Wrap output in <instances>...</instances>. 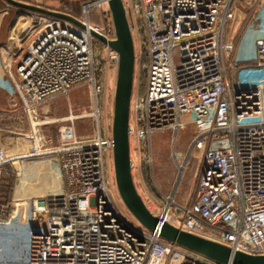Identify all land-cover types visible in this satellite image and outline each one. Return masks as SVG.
<instances>
[{"label": "built area", "instance_id": "1", "mask_svg": "<svg viewBox=\"0 0 264 264\" xmlns=\"http://www.w3.org/2000/svg\"><path fill=\"white\" fill-rule=\"evenodd\" d=\"M120 1L134 51L128 133L132 180L136 170L143 185L141 165L145 159L149 163L148 144L157 133L175 136L191 127L188 155L199 154L189 202L168 196L153 208L142 200L144 205L179 231L232 252L264 256V82L235 81V41L225 33L239 5L247 19L261 0ZM94 8L97 24L89 21ZM84 14L73 16L84 28L52 17L39 21L16 62L4 55V69L32 126L28 153L53 152L64 182L59 194L27 199L30 228L22 264H220L163 240L127 210L114 179L112 117L100 119L95 107L90 114L95 132L79 137L72 131L77 117L70 115L56 146L42 134L38 108L53 97L82 85L104 104L113 97L118 54L108 46L116 37L106 0L86 4ZM240 68L264 73V37L255 41L252 64ZM4 160L0 151V163Z\"/></svg>", "mask_w": 264, "mask_h": 264}, {"label": "rangeland", "instance_id": "2", "mask_svg": "<svg viewBox=\"0 0 264 264\" xmlns=\"http://www.w3.org/2000/svg\"><path fill=\"white\" fill-rule=\"evenodd\" d=\"M18 1L39 5L55 11L69 12L76 18H84V6L86 4L93 3V1L95 0ZM94 11L97 18V9L94 8ZM45 19H47V16L9 6L4 0H0V53L11 58L13 57L16 62L25 51V46L30 40L28 38L30 35L29 33H31V31L35 33L34 29H36L35 27L37 26L39 21L41 23ZM96 22H99L98 18ZM237 36L238 37L236 38L238 41L245 39L247 43L246 47H248L252 51L254 40L256 38L264 37V0H261L259 2V4L252 12L251 16L246 19L244 29L242 31H238ZM94 44V48H97V50H99V46L97 45V43ZM243 53L244 55L247 54L246 51H243ZM233 61L238 68L234 76V79L237 83L254 84L258 82H264V73L260 74L258 72L242 70L240 68L243 66L251 65L253 60L248 59L243 62H239L234 52ZM113 81L114 78L113 75H111L109 79L110 86L113 85ZM74 91H80V96H59L65 102L68 101L71 104V108L65 110V115H62L61 109L53 104L58 96H55L56 98L53 97L52 99L46 101L38 108L39 120L42 124L41 132L47 139L51 140L53 139L54 134H58L60 128L67 123V118L70 115L77 117V119L74 121V125L76 126V131L79 136H89L93 134L94 127L90 114L94 109L88 96V88L86 85H82L79 88L77 87V89ZM108 108L104 113H108ZM192 133V128L187 127L179 133L178 137L175 138L176 140L174 141H172V136L169 134L162 135V133H157L153 135L151 142L152 153L154 156H158V161H163L164 163L166 162L171 167V171L169 176L170 180H168L166 184L160 185L159 181L157 182V180H155V183L157 184V191L161 195L160 197L158 196L159 194L156 195L155 192H152L150 185L144 184L143 180L142 185L138 172H136V170L134 171L133 181L137 188V192L149 208L154 207V202H156L158 205L161 204L164 197H168L171 193L175 192L177 186L181 182L180 179L185 165L187 166L185 168V175L182 180H184L185 182L188 181L187 183H190V192L192 191L191 194H193L196 182L195 171L199 159V154L192 155L191 157H189L188 155ZM132 153H136V150L133 147ZM171 153H177L176 161L172 160ZM187 159L188 164L186 162ZM34 162L37 164V166L35 163H29V165H26L24 167L18 162L16 165V169L20 177L23 173H30L32 176H28L30 181L32 183H36V187L40 188V183L47 179L46 173L48 172L49 175H53L52 171L54 169V171H56V169L59 170V164L57 161V156H50L49 158L43 157L42 159L38 158ZM48 180L50 182V180L52 179ZM174 200L179 203H187L189 201V198L187 194L179 193L178 195H175Z\"/></svg>", "mask_w": 264, "mask_h": 264}, {"label": "crops", "instance_id": "3", "mask_svg": "<svg viewBox=\"0 0 264 264\" xmlns=\"http://www.w3.org/2000/svg\"><path fill=\"white\" fill-rule=\"evenodd\" d=\"M245 21L246 9L243 5H239L235 9L233 19L230 20L225 27L226 39L228 41H235L234 52L239 62H243L248 59L253 60L255 56V41L258 39L256 38L254 40L253 51L246 47L247 43L245 39L241 41L237 40L236 37H238V31H242L244 29ZM243 51H246L247 54L244 55ZM5 62L6 57L4 54H0V151H2L5 155L4 162L0 163V264H2V262H6L7 264H22L28 249V231L30 228V208L27 199L30 196L39 193L51 195L59 194L64 190V182L60 169H56V171H54V169L52 171L53 175H49L47 172V179L40 183V188L36 187V183H32L30 181L28 177L31 176L30 173H23L21 177L17 173L16 165L18 162L25 167L26 165H29V163H35L34 161L38 158H49L50 156L56 155L53 152L36 155H31L28 153L31 143L28 139V136L32 132V126L29 116L27 112L21 107L15 89L7 76L6 70L4 69ZM259 73L263 74L262 72ZM79 87L80 86H78V88ZM87 88L88 96L91 100L93 109L95 107L98 109L100 113V119L105 117L106 120L110 122L113 112V97L108 95L106 103L104 104L100 95L94 97L91 88L88 86ZM76 89L77 87L71 89L65 95H58V98L55 97L56 99L53 104L61 109L62 115H65L66 109L71 108V104L68 101L67 104V102H65L59 96H80V91H74ZM107 108L108 113H104ZM91 119L94 127L93 130L95 132L96 124L92 117ZM74 121L72 125V131L74 135L79 136L77 134ZM68 123L69 122H67L65 125ZM179 133L173 136L171 133L165 132L162 133V135L169 134L172 136V141H174L176 140L175 138L178 137ZM58 134H54L53 139L50 140L53 146L58 144ZM151 142L152 138L148 144V185H150L152 192H155V194L158 195L159 192L157 191V184L155 183V180H157V182L159 181L160 185L166 184L168 180H170L169 176L171 167L166 162L165 164L163 161L157 160L158 156H154L152 153ZM171 157L172 160L176 161L177 153H171ZM186 162L188 164V159ZM186 166L187 165L184 166L181 175V182L177 186L175 192L170 194V197L173 199L175 198V195H178L179 193L187 194L189 201L192 197V191L190 192V183H187L188 181L185 182L182 180L185 175L184 171ZM48 179L52 180L49 182ZM158 196L160 197L161 195L159 194ZM6 209H9L10 213L7 215H1V212L5 211Z\"/></svg>", "mask_w": 264, "mask_h": 264}, {"label": "water", "instance_id": "4", "mask_svg": "<svg viewBox=\"0 0 264 264\" xmlns=\"http://www.w3.org/2000/svg\"><path fill=\"white\" fill-rule=\"evenodd\" d=\"M9 6L35 12L40 15L68 21L80 28L84 25L73 16L39 5L18 0H4ZM110 11L116 39L108 46L118 54V69L113 92V112L111 135L113 143L114 179L118 194L132 216L148 231H157L159 237L188 250L197 252L220 264H264V256H250L232 252L226 246L202 237L179 231L166 222L153 216L137 193L132 176L129 157V103L133 87L134 51L124 8L120 0H106ZM90 35L105 43V40L92 32ZM34 232V229H32Z\"/></svg>", "mask_w": 264, "mask_h": 264}, {"label": "trees", "instance_id": "5", "mask_svg": "<svg viewBox=\"0 0 264 264\" xmlns=\"http://www.w3.org/2000/svg\"><path fill=\"white\" fill-rule=\"evenodd\" d=\"M89 21L93 24L98 23L96 22L97 18H96L94 9H90L89 11ZM144 66H145V60L142 61V70L140 71L139 80H138V89L140 93H143L144 87H145V72L143 71ZM142 153L145 156L147 155V148L145 146L142 149ZM140 172H141V177H142V180L144 181V184L148 185L149 184L148 163L146 159L142 162Z\"/></svg>", "mask_w": 264, "mask_h": 264}]
</instances>
